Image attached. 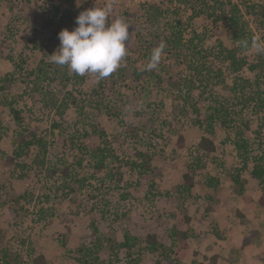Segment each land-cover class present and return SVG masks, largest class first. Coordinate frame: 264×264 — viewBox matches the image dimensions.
I'll list each match as a JSON object with an SVG mask.
<instances>
[{
    "label": "rangeland",
    "instance_id": "1",
    "mask_svg": "<svg viewBox=\"0 0 264 264\" xmlns=\"http://www.w3.org/2000/svg\"><path fill=\"white\" fill-rule=\"evenodd\" d=\"M222 1L225 5L216 21L194 17L190 7L179 5L178 0H115L109 19L122 16L134 25L121 66L126 67L125 76L118 71L120 67L115 76L100 79L86 73L83 82L75 83L73 78L66 86L51 78L40 82L60 98L70 92L77 98L63 119L70 129L63 130L52 127L54 120L61 119L55 111L49 114L45 110L34 79L43 61L50 62V55L58 50L59 32L75 28L76 17L93 7L94 0H0V78L4 79L0 81V264L5 252L17 262H32L44 255L47 264H83V249L94 248L93 223L99 230L97 237L104 242L99 258L109 264H127L131 259L138 260L132 264H155L159 256L145 249L147 234H156L160 242L170 245L173 229L186 231L190 244L179 264H264L262 188L250 176L253 160L264 152V129L261 136L252 135V159L241 171L246 180L243 193L232 178L238 173L236 168L243 167L233 144L236 129L230 131L220 123L213 135L217 150L199 173L191 198L182 199L178 192L205 133L195 122L199 117L193 107L205 116L215 99L229 103V89L217 84L216 78L223 74L227 85H232L234 75L220 61L212 62L217 72L213 84L205 93L194 88L187 102L182 95L187 96L184 79L190 72L185 62L166 48L157 68L143 70L150 51L165 45L159 41L165 39L167 24L176 11L187 25L186 35L196 31L202 47L213 49L221 38L229 36L225 19L230 3L242 5L243 0ZM252 1L264 5V0ZM97 2L103 4L104 0ZM155 5L166 10V18L159 24L148 17L147 9ZM242 11L253 32L264 36L261 17L247 14L244 5ZM245 55L252 62L257 53L249 50ZM134 67L142 72L141 77L135 76ZM240 75L255 77L247 68ZM11 101L22 110L25 127L46 135V151L34 146L28 154L16 156L20 127L9 109ZM81 105L86 115L79 114ZM106 108L120 115H111ZM248 116L256 129V114L250 111ZM93 118L102 123L119 158L113 167L123 173L121 181L108 176L107 170L96 172L86 149H80L82 142L90 148L101 143L96 135L76 138L77 130L92 128ZM141 151L152 158L145 175L132 164L141 162ZM14 156V162L8 160ZM81 156L86 158L82 166L78 165ZM53 167L58 170L51 175ZM65 167L71 169L73 179H65ZM211 177L219 178L216 189L209 185ZM11 208L17 210V217ZM126 233L137 239V245L132 250L115 251L114 242H124Z\"/></svg>",
    "mask_w": 264,
    "mask_h": 264
},
{
    "label": "trees",
    "instance_id": "2",
    "mask_svg": "<svg viewBox=\"0 0 264 264\" xmlns=\"http://www.w3.org/2000/svg\"><path fill=\"white\" fill-rule=\"evenodd\" d=\"M179 5L183 7H190L193 11L194 17H204L206 19L213 18V20H218L221 18V9H223L225 3L222 0H178ZM246 8V13L251 16L261 17V22L264 23V5L256 4L252 0H243L242 2ZM231 7L229 9V14L227 13V18L225 19L227 24V29L230 31V35L226 38H221L215 48H205L201 46L203 40L197 34L196 31L193 35H186L187 25L182 21V18L178 16V12L171 14L173 21L167 24V31L164 32V38L161 39L159 35L157 40L165 42V48L168 53H172L175 57L185 62L187 69L190 72L189 77L184 79L186 88L188 89L187 96L185 100L188 102V94L196 88H202V92L205 93L207 89L210 88L209 85L213 84V79H215L217 72L213 67L212 62L217 60L225 64L229 71L234 75V80L232 85H227L223 74L219 77L217 76V84H221L229 89L231 94L229 103L224 101H218L215 99L212 103L211 110L207 115H201L199 108L194 105L193 111L198 114L197 120L195 122L204 130L203 136L200 138L195 151L192 154L191 162L188 167L187 172L184 174V182L179 187V194L182 199L187 200L191 198L193 188L196 185L197 177L199 173L208 166V159L211 157L212 153L217 150V145L214 140L213 135L216 133V124L220 123L225 129H236L234 130V140L233 144L236 147L238 157L243 161L242 168H236L237 174H233L232 178L237 186H239V192H244V187L246 180L242 178L241 171L247 169L248 160L252 159L250 156L252 142L254 141V135L261 136L264 129V54H257L255 60L250 62L244 49L239 46V41L248 39L250 40L255 34L250 27L249 19L246 18L244 12L242 11V5L237 3H230ZM148 10V17L150 20L160 23V20L166 18L165 11L160 6H151ZM168 11V10H167ZM157 40H154V44H157ZM198 40V41H196ZM249 51V50H248ZM152 50L149 53L151 55ZM247 68L253 74H255L254 79L246 78L240 75V72ZM136 77H141L142 72L138 68H133ZM122 76H125L124 72L126 67H121L118 69ZM117 71V72H118ZM223 70L220 69V72ZM116 72V73H117ZM220 73V74H221ZM34 74V72H33ZM112 76H115L112 73ZM160 77V76H159ZM53 79L60 81L63 86L67 83L73 82L75 78V83H81L85 80V76H80L77 74L71 75L69 68L65 66H59L54 63L43 61V65L40 67L39 72L34 79V84L36 85L34 89H37L43 96L45 110L51 114L55 111L56 115L61 119L60 121L54 120L52 123L53 128L69 130V126L63 125V119L70 108L71 103L77 104V98L73 93H69L68 97L65 96L60 98V94L53 90L44 89L41 87L40 82L44 79ZM4 80L0 78V81ZM160 80V78H159ZM212 82V83H211ZM161 83V81H159ZM33 89V90H34ZM9 109L14 117L16 124L20 127L18 131L17 138L19 140L18 148L16 150V156L20 157L22 155L28 154L32 147L36 146L40 149L47 150V138L42 130H30L24 126V118L22 116V110L17 108L14 102L8 103ZM80 115H86L85 107L83 105L78 107ZM106 112L113 115H120L118 112L110 111L106 108ZM253 112L258 118V125L256 129H253V119L248 116V112ZM204 118H203V117ZM94 119V118H93ZM172 125V122L169 123ZM91 129H85L82 132L79 130V135L76 138H88L94 135L98 136L101 143L94 144L92 148L88 144L82 142L80 149L83 151L86 149V153L90 155L88 158L91 165L94 167L96 172H101L102 170H107V175L112 176L115 180L121 181L123 179V173L119 169L113 167V163L116 159H119L115 154V150L111 147L108 141V135L102 126V123L95 120L91 124ZM135 128L131 129L132 133L135 134ZM232 133V132H231ZM255 133V134H254ZM254 134V135H253ZM253 135V136H252ZM183 140V136H180ZM88 156L87 154H85ZM141 162L138 163L137 160L133 161L134 167H139L142 173L145 175L151 169V156L147 152H139ZM86 158L81 156L78 160V165H83ZM8 160L14 162L16 157H8ZM23 168L27 165H22ZM51 175L57 173L58 168L50 169ZM62 174L65 179H73V173L69 167H65L62 170ZM250 176L254 180L258 181L262 188V195L260 197L259 203L264 206V152L253 160V164L250 168ZM111 177V178H112ZM218 177H211L209 182L210 187L214 189L217 188L215 182H218ZM11 213L13 216L17 217V210L11 208ZM98 227L93 223V232L95 234L94 248L85 247L83 264H109L108 262L101 260L99 258L100 252L104 247V242L97 237ZM171 244L166 245L158 240L156 234H147L146 241L147 245L145 249L150 254H158L159 259L156 260L155 264H179L181 263L187 255V251L190 248L188 242V233L182 230H172L171 231ZM137 245V239L130 235V233L125 234L124 242H114L113 246L115 251H121L123 249L132 250ZM118 254V252L116 253ZM1 264H47L46 257L44 255L37 256L32 260V262H17L14 261L12 255L9 252H5L2 257ZM137 263V259H131L127 264Z\"/></svg>",
    "mask_w": 264,
    "mask_h": 264
},
{
    "label": "clouds",
    "instance_id": "3",
    "mask_svg": "<svg viewBox=\"0 0 264 264\" xmlns=\"http://www.w3.org/2000/svg\"><path fill=\"white\" fill-rule=\"evenodd\" d=\"M115 0H104L103 4L94 0L90 7L76 17V27L64 28L59 34V48L50 55V62L67 66L70 71L83 76L96 74L103 79L122 66L128 55L131 32L134 25L124 17L109 19L114 11ZM245 51L252 50L264 54V36L254 35L250 40L239 41ZM165 45L155 47L150 61L143 70L150 71L158 67Z\"/></svg>",
    "mask_w": 264,
    "mask_h": 264
},
{
    "label": "crops",
    "instance_id": "4",
    "mask_svg": "<svg viewBox=\"0 0 264 264\" xmlns=\"http://www.w3.org/2000/svg\"><path fill=\"white\" fill-rule=\"evenodd\" d=\"M259 204H260V203H259ZM260 206H261V207H264V206H262L261 204H260Z\"/></svg>",
    "mask_w": 264,
    "mask_h": 264
}]
</instances>
